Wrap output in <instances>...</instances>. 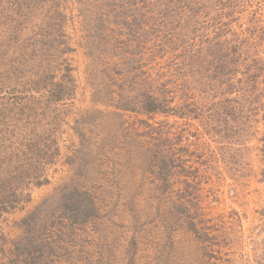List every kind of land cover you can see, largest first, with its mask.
Masks as SVG:
<instances>
[{
  "label": "rangeland",
  "instance_id": "rangeland-1",
  "mask_svg": "<svg viewBox=\"0 0 264 264\" xmlns=\"http://www.w3.org/2000/svg\"><path fill=\"white\" fill-rule=\"evenodd\" d=\"M0 182V264H264V0H0Z\"/></svg>",
  "mask_w": 264,
  "mask_h": 264
},
{
  "label": "trees",
  "instance_id": "trees-1",
  "mask_svg": "<svg viewBox=\"0 0 264 264\" xmlns=\"http://www.w3.org/2000/svg\"><path fill=\"white\" fill-rule=\"evenodd\" d=\"M128 74L132 72V70L127 71ZM136 86V85H134ZM133 93H136L134 95H130L131 99L128 101H125V103H118L116 106L127 110L132 111L136 113H142V114H148L150 116L154 115L155 113L159 112H171L172 107L171 103H164V101H167L168 97L166 96H156L153 89L149 85H141L140 88L138 87H132ZM43 96L46 97L49 102L51 101H59L62 100L64 97V93L62 95L61 91L52 90L50 93L46 94L43 93ZM116 104V103H115ZM39 183V182H38ZM5 188L0 182V189ZM63 193H61V198L65 199V211L61 212V217L63 218V222H66L69 226H75V225H84L88 223L91 219L94 218V215L92 212L89 211V197L87 193H80L77 191L76 188L69 189L62 188L61 189ZM1 193H7L5 190L0 191V218L3 213H5L9 207V203L6 198ZM13 193H17V189L13 191ZM6 197V195H5ZM22 224H26V231H28L31 227L29 223L24 220ZM29 227V228H28ZM18 245L15 246V255L18 257H26L27 253L30 252L23 251L20 249ZM18 261L25 262V260L17 259Z\"/></svg>",
  "mask_w": 264,
  "mask_h": 264
}]
</instances>
